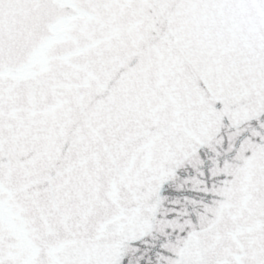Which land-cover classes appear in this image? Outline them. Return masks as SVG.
Instances as JSON below:
<instances>
[{
	"label": "snow or ice",
	"instance_id": "snow-or-ice-1",
	"mask_svg": "<svg viewBox=\"0 0 264 264\" xmlns=\"http://www.w3.org/2000/svg\"><path fill=\"white\" fill-rule=\"evenodd\" d=\"M0 264H264V0H0Z\"/></svg>",
	"mask_w": 264,
	"mask_h": 264
}]
</instances>
